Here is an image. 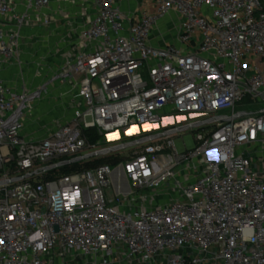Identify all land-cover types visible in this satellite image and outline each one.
I'll return each mask as SVG.
<instances>
[{
    "label": "built area",
    "instance_id": "obj_1",
    "mask_svg": "<svg viewBox=\"0 0 264 264\" xmlns=\"http://www.w3.org/2000/svg\"><path fill=\"white\" fill-rule=\"evenodd\" d=\"M56 1L0 0V264H264L262 0H150L139 17L94 0L65 32ZM37 24L67 45L39 100L3 77Z\"/></svg>",
    "mask_w": 264,
    "mask_h": 264
},
{
    "label": "crops",
    "instance_id": "obj_2",
    "mask_svg": "<svg viewBox=\"0 0 264 264\" xmlns=\"http://www.w3.org/2000/svg\"><path fill=\"white\" fill-rule=\"evenodd\" d=\"M149 6L150 0H124L122 10L127 15L139 17ZM52 11L54 12L52 30L57 28L61 30L66 26L65 32L69 22L82 25L88 20L90 14L95 13L94 0H78L74 4L57 0L52 6ZM81 12L84 13L83 17ZM59 16L60 18H58ZM66 16L69 18L63 19ZM37 25L35 29L23 31L19 57L10 68L4 70L3 77L10 82L17 81L20 83L24 81L33 92V98L39 100L47 96L44 86L51 83L56 68L61 65L64 59L63 54L67 45L60 44L55 39L59 31L53 33L52 36H48L40 28V25ZM168 41H172V38ZM153 42L159 46L163 45V42L156 37L153 38ZM17 73L22 74V79L16 77ZM19 118L20 116L16 117V120Z\"/></svg>",
    "mask_w": 264,
    "mask_h": 264
},
{
    "label": "rangeland",
    "instance_id": "obj_3",
    "mask_svg": "<svg viewBox=\"0 0 264 264\" xmlns=\"http://www.w3.org/2000/svg\"><path fill=\"white\" fill-rule=\"evenodd\" d=\"M244 109H254L248 106H245ZM176 123L175 125L180 126L182 124H180V122H178L177 120V116H174ZM188 120H191L190 117L187 116ZM164 130L163 125L161 124L158 128L153 127L150 131H146L144 130L143 127H139V133L134 134V135H125L124 133H120V139L113 141L111 145H115V144H124V143H129L131 141L137 140L142 136H146L148 134H151L150 132H155V133H159L162 132ZM196 132L197 130H194V132L188 131L185 132L183 134H181L180 137L175 138L174 139V143L176 146V149L179 153H184L186 150H194L196 148V141H195V136H196ZM109 141L108 138L106 137L105 139H103V145H109ZM110 193L113 194L112 189H110Z\"/></svg>",
    "mask_w": 264,
    "mask_h": 264
},
{
    "label": "trees",
    "instance_id": "obj_4",
    "mask_svg": "<svg viewBox=\"0 0 264 264\" xmlns=\"http://www.w3.org/2000/svg\"><path fill=\"white\" fill-rule=\"evenodd\" d=\"M262 2H263V0H262ZM263 4H264V2H263ZM85 136L88 138V140L92 144H95L100 139V136H99V134L97 133V131L95 129L86 130L85 131ZM103 163H111L113 165H116V164L119 163V159L114 158V159L97 160V161H94V162L87 163L84 166H75L73 168V170L91 169V168H94L97 165H100V164H103ZM63 172L64 173H69V172H71V170L70 169H65Z\"/></svg>",
    "mask_w": 264,
    "mask_h": 264
},
{
    "label": "water",
    "instance_id": "obj_5",
    "mask_svg": "<svg viewBox=\"0 0 264 264\" xmlns=\"http://www.w3.org/2000/svg\"><path fill=\"white\" fill-rule=\"evenodd\" d=\"M173 123L174 122L172 120L171 121H165L162 125L165 127V126H167L169 124H173ZM158 127H159L158 125L155 126V128H158ZM143 128L146 131H150L152 129L151 126H145ZM137 133H139V128L138 127H134L132 130H130L127 133V135H131L132 136V135L137 134ZM109 139H110V141L119 140L120 139V134L119 133L112 134V135L109 136ZM56 231H58V228H56Z\"/></svg>",
    "mask_w": 264,
    "mask_h": 264
}]
</instances>
